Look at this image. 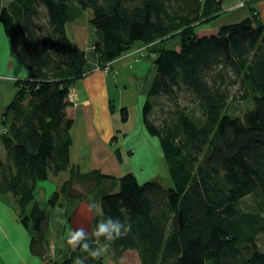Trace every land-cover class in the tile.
<instances>
[{"label":"trees","instance_id":"1","mask_svg":"<svg viewBox=\"0 0 264 264\" xmlns=\"http://www.w3.org/2000/svg\"><path fill=\"white\" fill-rule=\"evenodd\" d=\"M223 2L0 4L12 50L32 72L19 79L8 111L0 113V195L16 198L19 217L32 231L33 254L49 256L50 245V210L35 200L36 183L71 163L69 92L87 63V51L69 38L66 24L90 10L102 67L139 40L156 45L144 124L159 138L173 184L124 173L118 189L101 195V217L92 230L109 216L126 220L131 229L86 264H124L128 252L140 264H264L258 240L264 233V21L253 10L235 22L198 28L221 13ZM240 99H252V107L229 115V102ZM90 175L105 176L96 172L83 179ZM89 243L97 246L95 237ZM76 256L88 254L77 248L49 264H72Z\"/></svg>","mask_w":264,"mask_h":264},{"label":"crops","instance_id":"2","mask_svg":"<svg viewBox=\"0 0 264 264\" xmlns=\"http://www.w3.org/2000/svg\"><path fill=\"white\" fill-rule=\"evenodd\" d=\"M6 1L8 0H0V4H4ZM223 1L222 11L226 9L228 13L221 17V21L233 18V21L228 22H235V20L248 16L253 10L264 21V0ZM88 11L90 12V10ZM222 11L220 14L223 13ZM82 20L81 15L74 17L66 24L69 38L87 51L85 75L75 81V85L69 93V111L74 117L70 130L71 160H77L74 161V164L81 168L88 162H90L88 167H100L108 164L102 162V156L109 152L113 153V156L110 157L111 164L115 162L122 165L126 162L130 163V160L133 163L139 161L140 158L134 159L133 155L128 156L127 152L138 143L141 144L140 147L146 148L144 155L151 159L153 155H158L159 139L147 130L144 124L143 107L146 100L149 99L151 80L155 73L154 60L157 55L154 56V53L156 52L153 53L149 44L139 40L128 52L109 62L110 67L106 71L99 64L93 49L95 29ZM0 73L5 76L0 78V112L4 113L8 111V107L19 89L17 87L19 79L31 78L32 72L27 64L13 52L11 38L5 32L4 24L1 21ZM123 109H126V118L122 114ZM153 146L156 149V154ZM125 151L127 158L123 153ZM126 172L133 171H124L123 174ZM147 179L141 180V182H145ZM51 187L54 186L50 185L48 188L51 189ZM10 195H0V209L6 202L10 204L16 202L17 204L16 198ZM87 204L89 205L88 202ZM77 208L72 217L68 219L61 208L56 212H51L49 228L51 238L54 239V242L51 241V245L56 243L55 241L62 233L63 235L69 233V226H72L73 229L83 227L88 232L92 230L94 220L92 210L89 211L85 202L79 209ZM3 216L6 219L7 214H3ZM13 219L14 226L7 219L2 225L0 223V264H45L41 257L36 256L30 250L32 231L23 225L17 208L14 209Z\"/></svg>","mask_w":264,"mask_h":264},{"label":"rangeland","instance_id":"3","mask_svg":"<svg viewBox=\"0 0 264 264\" xmlns=\"http://www.w3.org/2000/svg\"><path fill=\"white\" fill-rule=\"evenodd\" d=\"M86 11V12H85ZM82 14V18L86 24H90V16L92 12L85 10ZM222 14H219L215 16L210 22H206L203 25L198 26V28L203 29L205 26H211L215 25L216 23L220 24H226L228 21H233L231 19L221 21V17L226 15V9L222 11ZM240 20V19H238ZM237 21V20H235ZM92 27V26H91ZM168 41V40H167ZM178 41V37L172 38L167 42V45H174L175 42ZM156 45H150L151 51L154 53ZM157 53H154V56H156ZM107 71V70H106ZM5 77L0 73V78ZM253 104L252 99H240L235 101H230L228 106L226 107L225 111L230 115H241L243 114L247 109L251 108ZM1 114L3 112H0ZM138 135V133H136ZM159 139V138H158ZM159 141V140H158ZM137 146L133 147L132 150H128L127 154L133 155L132 158L137 159L140 158L139 161H134L133 163L126 162L122 165H119L118 163L113 162L111 164L110 157L113 156V153L104 154L102 156V162L108 163L107 165H103L100 167H92L89 166V163H86L83 168L78 167V165L74 164V160H71L70 165L67 168L66 171L59 172L57 175H54L53 173H50L49 176L46 178H41L36 183L35 188V200H39L42 205L48 210H50V214L52 211L58 210L61 208L66 214V219L72 217V215L75 213L74 211L79 209L81 207L82 203H86L87 207L92 210V213L94 215L93 223L96 219H99L101 217V206H100V197L106 192H112V190L118 189L119 186V179L122 176L124 171L132 170L138 180H159L162 182L166 187L173 184V180L170 177V168H169V161L163 156L162 146H160L159 141V147L160 150L157 151L158 155H153L151 159L147 158L145 154L146 148L140 147L141 144H136ZM2 147V144L0 143V148ZM158 147V146H157ZM158 147V148H159ZM155 149V147L153 146ZM118 152V150H116ZM126 157V151L123 152ZM156 154V149L154 151ZM98 154V153H97ZM80 156V154H78ZM127 158V157H126ZM130 158V157H129ZM97 160V156H96ZM98 161V160H97ZM147 161V162H145ZM80 163V162H79ZM99 173L102 176V178L98 179L94 175H90V178L83 179V176L89 175L90 173ZM76 173V174H75ZM107 175V176H106ZM50 185H53L54 187H51L49 189L48 187ZM93 187V190L90 191V193L86 194L87 191ZM11 196V195H10ZM2 197V196H1ZM89 199H88V198ZM51 198H55V204H50L49 201ZM89 203V205L87 204ZM13 203L6 202L5 205H3V208L0 209V223L5 222L7 219L12 226L15 225L14 223V209H18L16 202ZM92 205H95V207H92ZM16 206V208H15ZM82 212L85 213L84 210ZM3 214H7L6 219L3 216ZM23 223V222H22ZM69 223V222H68ZM92 223V224H93ZM24 225V224H23ZM71 225V224H70ZM25 226V225H24ZM69 232L73 229L72 226H69ZM63 235V233H62ZM60 235L58 240L55 241L56 243L54 245H51V241L54 239L51 238V231L49 233V239H50V245H49V256L42 258L43 261H45V264H49V259L53 258L56 260H61L63 258H66L67 256H70L72 252H74L77 249H73L71 246H69L66 243L67 235L64 234L63 236ZM64 240H63V239ZM260 241L261 247L264 249V233L261 234L258 238ZM3 241V239H2ZM1 243V242H0ZM51 248V250H50ZM126 263L124 264H140L138 257L134 253L128 252L126 256L124 257ZM107 264H119L116 261H106Z\"/></svg>","mask_w":264,"mask_h":264},{"label":"clouds","instance_id":"4","mask_svg":"<svg viewBox=\"0 0 264 264\" xmlns=\"http://www.w3.org/2000/svg\"><path fill=\"white\" fill-rule=\"evenodd\" d=\"M95 207V205H92ZM131 225L127 221L111 216L106 217L97 222L91 233L83 227L72 229L68 235L66 243L73 249H81L88 254L87 257L76 256L72 260V264H86L88 257L97 259L107 253L111 246V242L128 234ZM95 237L97 246L94 247L89 241ZM100 238L106 243L100 244Z\"/></svg>","mask_w":264,"mask_h":264},{"label":"built area","instance_id":"5","mask_svg":"<svg viewBox=\"0 0 264 264\" xmlns=\"http://www.w3.org/2000/svg\"><path fill=\"white\" fill-rule=\"evenodd\" d=\"M243 4V3H242ZM109 67H110V63H107V65L106 66H104V68L107 70V69H109ZM72 89V88H71ZM70 89V90H71ZM70 93V92H69Z\"/></svg>","mask_w":264,"mask_h":264}]
</instances>
